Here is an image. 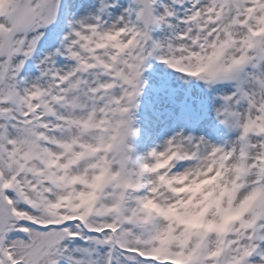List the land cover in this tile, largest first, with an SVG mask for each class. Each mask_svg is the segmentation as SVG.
<instances>
[{
	"label": "snow or ice",
	"instance_id": "6c2138e0",
	"mask_svg": "<svg viewBox=\"0 0 264 264\" xmlns=\"http://www.w3.org/2000/svg\"><path fill=\"white\" fill-rule=\"evenodd\" d=\"M0 264H264V0H0Z\"/></svg>",
	"mask_w": 264,
	"mask_h": 264
}]
</instances>
